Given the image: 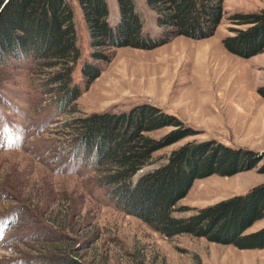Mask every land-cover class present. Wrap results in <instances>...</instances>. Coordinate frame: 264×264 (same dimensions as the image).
<instances>
[{"label": "rangeland", "instance_id": "1", "mask_svg": "<svg viewBox=\"0 0 264 264\" xmlns=\"http://www.w3.org/2000/svg\"><path fill=\"white\" fill-rule=\"evenodd\" d=\"M74 11L81 57L72 74L82 90L61 106L39 60H0V264H60L73 257L88 264H264V249H240L188 234L167 237L126 214L96 182L92 161L76 151L69 122L95 112H125L151 103L176 115L197 134L154 153L164 157L192 140L214 139L264 154V51L243 57L223 40L237 13L263 12L264 0H224L223 18L206 38L184 35L153 49L115 48L87 88L82 73L93 63L90 34L78 0ZM144 33L158 36L155 14L135 0ZM109 21H118L117 0H108ZM166 126L150 132L161 138ZM166 161L163 160V162ZM261 161L234 175L196 179L179 216L264 183ZM154 164L148 167H153ZM147 167V168H148ZM264 227L257 221L247 232Z\"/></svg>", "mask_w": 264, "mask_h": 264}, {"label": "trees", "instance_id": "2", "mask_svg": "<svg viewBox=\"0 0 264 264\" xmlns=\"http://www.w3.org/2000/svg\"><path fill=\"white\" fill-rule=\"evenodd\" d=\"M78 1L95 60L82 69L87 88L101 74L100 61H110L115 48L153 49L181 35L210 37L224 15V0H145L160 29L158 36H151L144 33L145 21L135 0H117L115 25L109 21L108 0ZM231 19L250 26L236 28L234 35L224 38L229 51L243 57L264 51V11L237 13ZM3 56L39 60L49 71L48 84L61 106L73 104L82 93L72 78L81 49L69 0H0V60ZM69 126L76 151H82L83 161L94 164L97 185L107 188L111 200L126 214L169 238L188 234L240 249H264V227L247 232L264 220V183L191 215L176 214L187 209L179 202L196 179L252 169L264 160V154L208 139L189 141L156 158L158 150L198 132L151 103L125 112H95L72 119ZM166 126L174 129L161 138L149 134ZM258 170L264 173V162ZM59 263L88 264L73 257L60 258Z\"/></svg>", "mask_w": 264, "mask_h": 264}, {"label": "water", "instance_id": "3", "mask_svg": "<svg viewBox=\"0 0 264 264\" xmlns=\"http://www.w3.org/2000/svg\"><path fill=\"white\" fill-rule=\"evenodd\" d=\"M151 168H153V167H151ZM146 169H148L147 167L146 168H144L143 170H141V172H144Z\"/></svg>", "mask_w": 264, "mask_h": 264}, {"label": "crops", "instance_id": "4", "mask_svg": "<svg viewBox=\"0 0 264 264\" xmlns=\"http://www.w3.org/2000/svg\"><path fill=\"white\" fill-rule=\"evenodd\" d=\"M165 45H167V44H165ZM164 46V45H163ZM162 47V46H161Z\"/></svg>", "mask_w": 264, "mask_h": 264}]
</instances>
